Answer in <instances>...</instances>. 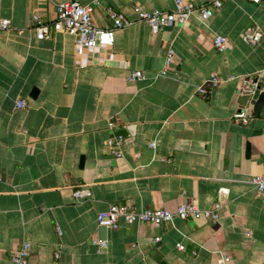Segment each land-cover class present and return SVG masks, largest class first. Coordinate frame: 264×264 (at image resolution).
Wrapping results in <instances>:
<instances>
[{
	"label": "crops",
	"instance_id": "0c3cea01",
	"mask_svg": "<svg viewBox=\"0 0 264 264\" xmlns=\"http://www.w3.org/2000/svg\"><path fill=\"white\" fill-rule=\"evenodd\" d=\"M69 1L0 0L10 23L0 30V264L23 242L27 264H264V193L251 184L264 176V104L257 116L246 105L245 125L232 117L244 80L264 73V0H227L204 23L192 16L157 34L133 8L170 12L175 0H75L93 6L98 29L111 27L109 11L133 21L111 47L83 54L69 35L35 38L32 16L52 21ZM250 26L262 32L256 46L241 40ZM170 47L172 68L157 76ZM133 71L143 79L128 81ZM211 75L223 82L205 97L197 88ZM116 135L120 158L106 146ZM77 189L90 196L74 197ZM184 203H219V219L117 230L96 222L111 204Z\"/></svg>",
	"mask_w": 264,
	"mask_h": 264
},
{
	"label": "built area",
	"instance_id": "2783aa9c",
	"mask_svg": "<svg viewBox=\"0 0 264 264\" xmlns=\"http://www.w3.org/2000/svg\"><path fill=\"white\" fill-rule=\"evenodd\" d=\"M205 3L195 5L188 1L175 0L174 9L170 12L152 10L145 11L139 6L133 8L138 22L145 23L152 34L162 32L168 26L183 27L192 16H196L199 22L207 21L215 11L220 9L227 0H205ZM254 4H259L261 0H250ZM96 2L94 3V5ZM93 6L82 5L78 1H69L56 7L55 18L52 21H45L38 15H33V30L35 38L39 41L49 39L54 33H62L74 38V48L76 53L83 54L94 52L98 49H107L113 45L115 31L124 27L133 25V21L125 19L122 14L113 11L108 12L112 22L111 27L98 29L95 27L92 18ZM8 20L0 21V30H9ZM262 39V32L257 26L246 28L241 34V40L250 46H256ZM228 42L222 36H214L213 46L219 51L226 50ZM174 50L170 47L164 57V65L157 76H167L172 68L174 61ZM143 79L140 71H133L127 76L128 81ZM223 81L217 75H211L203 85L197 88V92L205 97L213 94L214 90ZM244 89L252 86L264 92V73H258L255 77L244 80ZM25 107V102L19 100L16 108ZM233 120L236 123L247 124L250 114L246 110H239L233 114ZM113 123H108V128H113ZM125 142L122 135H116L106 142L110 155L115 158L121 157V148ZM154 149L155 142L151 141L148 145ZM251 184L259 193H264V176H255L251 179ZM74 197H89L90 193L85 190L77 189L73 192ZM219 203L213 205L212 209H199L193 204H180L174 210L167 209H136L130 204H111L105 211L99 212L96 216L98 227L110 230H117L121 223L125 224H145L153 227H159L163 223H171L175 219L187 221L188 219H202L204 221L215 223L219 219ZM156 238L155 241H158ZM100 249L106 248V242L98 243ZM179 251H183L182 245H177ZM30 244L21 243L13 252L10 253L8 264H27L29 257ZM57 256V255H55Z\"/></svg>",
	"mask_w": 264,
	"mask_h": 264
},
{
	"label": "water",
	"instance_id": "95a60500",
	"mask_svg": "<svg viewBox=\"0 0 264 264\" xmlns=\"http://www.w3.org/2000/svg\"><path fill=\"white\" fill-rule=\"evenodd\" d=\"M244 91L245 93H241L237 98L238 107L243 110L247 104H250L253 107V116H257L264 104V92H260L259 89H254L252 86H247ZM249 154L247 149L246 157Z\"/></svg>",
	"mask_w": 264,
	"mask_h": 264
}]
</instances>
